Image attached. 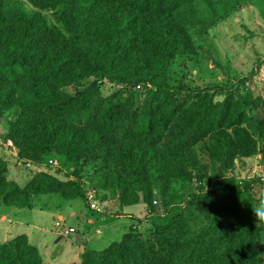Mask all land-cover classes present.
<instances>
[{"label": "trees", "instance_id": "16d2710c", "mask_svg": "<svg viewBox=\"0 0 264 264\" xmlns=\"http://www.w3.org/2000/svg\"><path fill=\"white\" fill-rule=\"evenodd\" d=\"M202 1L215 19L233 12ZM205 21L196 0H0L2 143L22 160L71 166L21 185L0 157V207L32 209L42 194L87 200L89 167L94 189L147 214L107 247H85L81 264H264L254 213L264 188L236 173L255 156L264 165V94L170 81L173 61L202 48L188 27L205 33ZM106 82L121 87L104 96ZM175 179L192 188L180 203ZM0 264L51 263L21 234L0 243Z\"/></svg>", "mask_w": 264, "mask_h": 264}, {"label": "rangeland", "instance_id": "374dc122", "mask_svg": "<svg viewBox=\"0 0 264 264\" xmlns=\"http://www.w3.org/2000/svg\"><path fill=\"white\" fill-rule=\"evenodd\" d=\"M231 2L234 6L233 12L224 19L213 18L210 10L202 0H196V5L202 10L205 18V33H197L200 30L198 25L189 26L188 30L197 46H202L197 55L175 59L170 68V81L177 84L180 80L191 87H206L213 84H223L233 91L238 90L241 93L245 87H249L250 96L256 98L264 94V83L259 80L256 71L259 68L258 63L262 59L261 21H264V0H225ZM26 5V3H25ZM27 6V5H26ZM29 6V5H28ZM29 8H31L29 6ZM46 13L50 14V11ZM260 65V63H259ZM251 80V81H250ZM108 82L102 88L104 96H108L119 89ZM244 89V91H243ZM147 90H140L139 104H143L147 96ZM246 92V91H245ZM190 94L183 90L179 93V99L190 102ZM217 100L222 97L218 96ZM184 102V101H183ZM10 128L9 119L0 123V138L8 137ZM17 150L10 148L7 144L0 142V157L9 162L10 179H17L22 185L27 183L28 178L39 171H47L65 177L71 172L70 163L68 164L63 156L54 157L58 164L49 165L46 163L36 164L18 158ZM246 161V164H237L236 173L242 178H249L255 181L257 185L261 183L264 188V172L259 171L258 167L264 169L259 156ZM87 181L93 186L95 173L92 168L86 169ZM192 191L191 185L185 179H175L169 188V195L173 202L185 201ZM109 192V191H108ZM99 191L100 210H91L84 198L67 200L55 194H42L34 197V207L25 208H5L14 210L11 212L10 219L19 220L21 227L15 226L10 231V239L16 237L18 231L28 233L33 237V241L39 245L43 256L47 260H52L47 256L49 252L61 250L62 246L66 249L63 252V260L69 256L72 257L73 264H81V251L85 245L87 248H105L113 241L119 240L125 233L133 220L122 217L120 210L116 206L121 204L117 199L110 197V192ZM260 196V195H259ZM143 204V203H142ZM157 205H161L158 199ZM261 204L256 207L260 208ZM145 208V207H144ZM161 208V207H160ZM145 211L139 212V218H145ZM103 217H106L104 219ZM63 219L68 227H74L75 232L69 235H59L56 228V222ZM5 225H10L5 223ZM260 231V249L264 261V223L258 220ZM18 228V230H16ZM1 237V236H0ZM3 238H0V241ZM80 250H73L75 246H80ZM49 263V262H47ZM51 264H55V260Z\"/></svg>", "mask_w": 264, "mask_h": 264}, {"label": "crops", "instance_id": "0c3cea01", "mask_svg": "<svg viewBox=\"0 0 264 264\" xmlns=\"http://www.w3.org/2000/svg\"><path fill=\"white\" fill-rule=\"evenodd\" d=\"M261 27H262V35L260 36L261 37V47L259 48L260 51L262 52V59L259 61V63H261L262 61H264V21H261L260 23ZM259 63H258V66H259ZM258 70V69H257ZM258 74V71H256V75ZM251 81V80H250ZM259 157L261 158V156L259 155ZM254 158H249L248 161L252 160ZM32 178V175L28 178V180H30ZM15 180V179H14ZM27 180V181H28ZM16 181L21 184L17 179ZM22 185V184H21ZM120 206H116L115 208L118 210H120V212L122 213V217H127V218H130L132 219L133 217H139V212H142V211H145V205L140 203V204H137V205H130V206H123L121 204H119ZM7 208V206H2L0 207V238H3L2 240L3 241H0V243L6 241V240H9L10 239V236H11V233L10 231L12 230V228L14 227L13 226V223L15 224V226H19L21 227V224H28V223H22V221H19V220H16V221H13V219H10V214L11 212H14V210L16 208H13V207H9V208H12L14 210H7L5 209ZM18 209V208H17ZM104 219H106V217H103ZM5 223H9L10 225H5ZM18 230V228L16 229ZM18 235H21V234H26L29 239H30V242L34 245H36L38 248H39V245H37V243H35L33 240V237L31 235H29L28 233H25L23 231H18L16 233ZM81 248V245L80 246H75L73 247V249H70L69 251H73V250H80ZM67 248H65L64 246H62L61 250H58L56 252H49L48 254V249H47V256L49 258H52V260H47L43 254H42V251L41 249L40 252H41V255L43 256V259L45 260V262H49V263H52L53 260H55V264H73V260H72V257L69 258V256H67L64 260L62 258V255H63V252L66 251ZM85 250V245L82 249V251L80 252L81 255L82 253L84 252ZM81 262H82V256H81Z\"/></svg>", "mask_w": 264, "mask_h": 264}, {"label": "built area", "instance_id": "2783aa9c", "mask_svg": "<svg viewBox=\"0 0 264 264\" xmlns=\"http://www.w3.org/2000/svg\"><path fill=\"white\" fill-rule=\"evenodd\" d=\"M258 74L257 76L259 77V80L264 83V61H262L259 65L258 68ZM140 88V86H139ZM245 91L248 92L249 91V87L246 86L245 87ZM4 140L2 138H0V142L2 143ZM8 145L9 146H14V142L9 139L8 140ZM58 160L56 158H50L48 163L49 165H56L58 164ZM259 171L264 172V169L262 167H258ZM262 179L264 180V176L262 177ZM88 188L86 190V194H87V200H88V204H89V208L91 210H100V201H99V193L96 189H94V187H92L91 185H89L88 183ZM259 198V202L261 203L262 200H264V189H262V192L260 194ZM155 203H157V201H155ZM56 228H57V232L59 235H69L73 232H75V228L74 227H68L65 223V221L63 219H59L56 222Z\"/></svg>", "mask_w": 264, "mask_h": 264}, {"label": "clouds", "instance_id": "9594fccd", "mask_svg": "<svg viewBox=\"0 0 264 264\" xmlns=\"http://www.w3.org/2000/svg\"><path fill=\"white\" fill-rule=\"evenodd\" d=\"M257 220L264 223V200L261 201V207L254 211Z\"/></svg>", "mask_w": 264, "mask_h": 264}]
</instances>
